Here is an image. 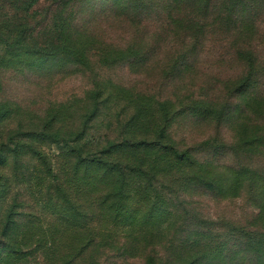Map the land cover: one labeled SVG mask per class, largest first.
Here are the masks:
<instances>
[{"label":"trees","instance_id":"16d2710c","mask_svg":"<svg viewBox=\"0 0 264 264\" xmlns=\"http://www.w3.org/2000/svg\"><path fill=\"white\" fill-rule=\"evenodd\" d=\"M0 264H264V0H0Z\"/></svg>","mask_w":264,"mask_h":264},{"label":"rangeland","instance_id":"374dc122","mask_svg":"<svg viewBox=\"0 0 264 264\" xmlns=\"http://www.w3.org/2000/svg\"><path fill=\"white\" fill-rule=\"evenodd\" d=\"M28 80L29 78L11 80L8 97L39 112L43 111L49 102L66 99L83 86L78 78L59 81L51 86L46 85L47 87ZM46 151L51 157H55L58 153L55 146L47 147ZM195 201L200 211L215 221L245 222L252 212L242 199L216 201L204 195L196 197Z\"/></svg>","mask_w":264,"mask_h":264}]
</instances>
